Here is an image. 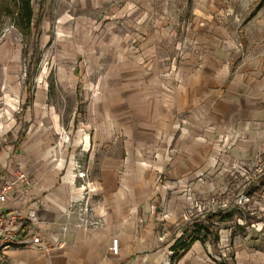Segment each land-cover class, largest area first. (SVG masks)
I'll return each instance as SVG.
<instances>
[{
    "label": "rangeland",
    "instance_id": "rangeland-1",
    "mask_svg": "<svg viewBox=\"0 0 264 264\" xmlns=\"http://www.w3.org/2000/svg\"><path fill=\"white\" fill-rule=\"evenodd\" d=\"M32 5L26 38L0 14V114L14 125L0 150L61 165V180L73 162L71 208L92 228L120 204L136 232L124 264H264V0ZM111 171L120 201L101 180ZM202 222L220 241L175 261Z\"/></svg>",
    "mask_w": 264,
    "mask_h": 264
},
{
    "label": "crops",
    "instance_id": "crops-1",
    "mask_svg": "<svg viewBox=\"0 0 264 264\" xmlns=\"http://www.w3.org/2000/svg\"><path fill=\"white\" fill-rule=\"evenodd\" d=\"M31 102L28 104L27 100L24 108L31 106ZM8 121L4 120V113L0 114V136L7 132V126H14ZM83 143L84 151L92 149L91 139L89 149H85V137ZM17 153L18 149L14 146L6 145L0 150V171L5 170L12 175L20 168L30 177L33 185L29 190L19 185L16 195L9 199L7 206L26 216H30L29 213L33 211L35 215L32 223L41 229L44 244L51 247L48 251L31 246L12 247L7 250L10 264H124L132 257L136 250L133 246L136 232L133 227L123 223L126 216L123 217L120 204L107 213L102 227L92 228L95 220L90 222L87 217L84 218L71 208L77 200L74 194L78 191L74 184L76 177L72 174L69 176L74 163L68 164L67 179L61 180V165L56 167L48 162L28 168L25 155L19 156ZM113 176V171L104 172L101 180L105 182V191L108 193L106 196L110 199L117 197L120 201V186ZM99 211L94 212L96 217L93 218L99 219ZM97 225L100 224L95 226ZM114 239L119 241L118 254L111 250ZM186 253L188 251L179 259L174 256L175 261L182 260Z\"/></svg>",
    "mask_w": 264,
    "mask_h": 264
},
{
    "label": "built area",
    "instance_id": "built-area-1",
    "mask_svg": "<svg viewBox=\"0 0 264 264\" xmlns=\"http://www.w3.org/2000/svg\"><path fill=\"white\" fill-rule=\"evenodd\" d=\"M19 185L25 190H29L33 185L23 170L18 168L12 175L5 170L0 171V264H10L7 250L12 247L31 246L46 251L51 247L44 244L41 229L33 225V211L29 213L30 216H26L7 206L9 199L16 195ZM97 223L98 220L93 222ZM112 242L111 250L118 254L119 241L114 239Z\"/></svg>",
    "mask_w": 264,
    "mask_h": 264
},
{
    "label": "trees",
    "instance_id": "trees-1",
    "mask_svg": "<svg viewBox=\"0 0 264 264\" xmlns=\"http://www.w3.org/2000/svg\"><path fill=\"white\" fill-rule=\"evenodd\" d=\"M5 1L6 0H0V14L2 12V9L5 8L4 12H6V15H8L12 19L14 25L20 30L21 34L24 35V38L29 37L30 33L33 30L39 31L40 20L39 18L35 19L34 17L35 12L32 5L33 0H11L12 3L8 2L6 4L4 3ZM23 50L25 57H27L30 51L28 45H26ZM26 74L29 84L34 74L32 65L29 66ZM30 102L31 100H28V104ZM227 208L228 209H226V212L221 215L219 219L220 222H229L234 218L235 209L230 206H228ZM245 220L246 222H248L247 217L245 218ZM213 226L214 224L202 222L201 224L196 226L195 232L189 238H185L187 231L184 232V238L178 239L172 247L175 258L179 259L199 240L203 243L208 242L210 239L212 242H219L220 239L218 231L213 229Z\"/></svg>",
    "mask_w": 264,
    "mask_h": 264
},
{
    "label": "bare ground",
    "instance_id": "bare-ground-1",
    "mask_svg": "<svg viewBox=\"0 0 264 264\" xmlns=\"http://www.w3.org/2000/svg\"><path fill=\"white\" fill-rule=\"evenodd\" d=\"M81 176H83V175H81Z\"/></svg>",
    "mask_w": 264,
    "mask_h": 264
}]
</instances>
